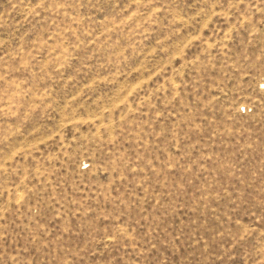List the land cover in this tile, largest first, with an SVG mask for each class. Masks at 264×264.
Listing matches in <instances>:
<instances>
[{
    "label": "rangeland",
    "instance_id": "374dc122",
    "mask_svg": "<svg viewBox=\"0 0 264 264\" xmlns=\"http://www.w3.org/2000/svg\"><path fill=\"white\" fill-rule=\"evenodd\" d=\"M0 264H264V0H0Z\"/></svg>",
    "mask_w": 264,
    "mask_h": 264
}]
</instances>
